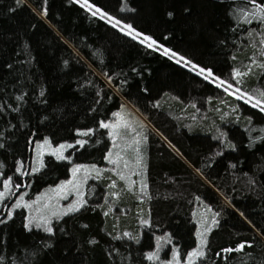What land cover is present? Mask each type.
Wrapping results in <instances>:
<instances>
[{"label":"trees","instance_id":"16d2710c","mask_svg":"<svg viewBox=\"0 0 264 264\" xmlns=\"http://www.w3.org/2000/svg\"><path fill=\"white\" fill-rule=\"evenodd\" d=\"M87 1L104 17L78 0H0V189L10 178L35 196L70 175L71 162L51 155L31 172L37 140L73 142L71 160L99 165L88 201L54 220L52 233L25 228L23 208L7 219L2 204L0 264H163L196 246L199 204L216 224L193 264H264V111L252 106L264 101V22L239 12L252 4ZM123 25L176 56L125 35ZM121 106L148 123L132 113L142 152L133 183L118 165L106 167L112 136L100 124ZM241 243L251 246L224 251Z\"/></svg>","mask_w":264,"mask_h":264},{"label":"rangeland","instance_id":"374dc122","mask_svg":"<svg viewBox=\"0 0 264 264\" xmlns=\"http://www.w3.org/2000/svg\"><path fill=\"white\" fill-rule=\"evenodd\" d=\"M78 2L82 5L84 3V0H78ZM87 4L90 5L88 1ZM85 8L93 12V7L89 9L87 6H85ZM144 36L148 35L141 34L140 37L137 38V40L141 41ZM151 40L153 39L151 38ZM143 44L147 45V42ZM151 48H154L163 54L164 49H168L167 47L159 45L157 43ZM167 55L171 56L170 53ZM204 70L209 71L207 69ZM132 113L135 114L136 117L147 123L142 115L138 113V111H136L134 108H128L127 106H121L116 113L119 114L118 116L115 115L110 120H106L103 122L108 124H116L117 122H119L121 125L115 130V136L113 137V135H111L112 140L106 153V160L108 162L106 163V167L112 168L113 164L118 165L121 176L123 178L125 177L126 180L131 183L134 182L133 178L136 177V174L133 175L134 170L137 173V177H141V171L140 168H138L139 166H137V160L142 161L141 141L137 136V122L135 120L136 118H132L134 117ZM109 132L112 133L113 129L109 128ZM45 141H47V144L45 143ZM137 141L139 143H137ZM61 145L65 146L62 149V155L64 159L71 162L70 175L67 178L62 179L53 185L47 186L43 190H40V192H38L35 196H28L27 192L29 190L27 189L17 191V189L13 187L3 199H0V206L2 204H6L9 207L7 212H9V210H12V214L14 210L17 209L14 208V205L19 202L22 205V207L20 208H23L25 210V223L29 224V222L31 221L30 228L36 227L35 225L37 223L43 225V220L47 219L50 222L49 226L53 230L54 220L66 215L64 213L67 212V209L70 205L78 204L79 201H83L84 206V204L88 201L87 183L92 178V174L99 170V165L85 161L71 160L73 154L72 152L70 153L69 150L75 145L73 142H60L54 144L47 138L35 141L32 147L31 172H36V169H42V167L44 166L45 156L51 155L57 158L56 155H53V152L55 149L60 148ZM68 145H71V147H68ZM134 154L135 156H137L135 163L133 162L131 157ZM109 159L117 161V163H110ZM74 169H79V171L75 172L74 174ZM9 179L10 178L4 179L0 192L4 191V182L8 181ZM95 192L96 189L92 188L90 194L93 195L95 194ZM23 205H29L30 207H25ZM198 207L199 211H197L196 216L197 221L200 222V224L198 225L197 222L198 226L196 231V246L184 256H181L178 251H173L171 256L169 255L170 258L166 259L163 264H189V254L198 249V246L201 242V233H204V231L208 227L213 225L210 221V215L208 213L211 212V208L208 205L202 207L201 204H199ZM201 207L202 211L200 210ZM53 212L57 213V215H53ZM69 213L72 212H68L67 214ZM201 229L202 232H200ZM196 259L197 257L195 256L191 257L192 264Z\"/></svg>","mask_w":264,"mask_h":264},{"label":"snow or ice","instance_id":"6c2138e0","mask_svg":"<svg viewBox=\"0 0 264 264\" xmlns=\"http://www.w3.org/2000/svg\"><path fill=\"white\" fill-rule=\"evenodd\" d=\"M248 3H251L252 4V8L251 9H240L239 12H241L243 14V17H244V22H247V23H251L252 20H260L261 22H264V6H262L261 4H258L256 3V0H248ZM82 7H85L87 6L89 9L92 7L91 5H88L87 4V0H84V3L81 5ZM97 13H100L101 15V18L104 17V13L100 12V9H96L95 11L92 12V15H96ZM169 15H171V13H169ZM109 21H111L113 18L112 17H108ZM120 21L119 20H116L115 22H113L112 26L113 27H118L120 26ZM125 35H130L132 37V39H137L138 37H140V33L136 32L131 25H123L121 30H125ZM141 43H145L147 42V47H153V45L156 44L155 41L151 40L150 37L148 36H144L143 39L140 41ZM164 54H169V50L168 49H164ZM171 56H176L175 53H171ZM183 60L185 64H188L190 63L189 61L187 60H184L183 57H180L179 59H177V63H180V61ZM197 66L195 64H192V68L195 69ZM260 67H264V64L260 65ZM204 69H200V72L198 74H203L204 73ZM212 73L211 72H208L207 75L205 76V79H207L209 76H211ZM240 75H243L242 73L240 72H236L234 73V76H240ZM225 82L224 81H220L218 84H217V87H220L224 84ZM232 85L229 84L226 88H225V91H228L229 88H231ZM239 91V90H237ZM41 95H43V93H41ZM261 96L264 97V93H261ZM238 99L241 98V97H237ZM17 100H22L23 97H20V96H17L16 97ZM253 100V97L252 96H248L247 97V100L245 101L246 103L249 102V101H252ZM253 107H259L261 111H264V101H262L261 99H255V102L252 104ZM117 116L119 114H116ZM121 125L119 122H117L116 124H108V123H101L100 124V127L101 128H111L113 129V132L110 133V135H113V137L115 136V130L117 128H119ZM126 126V125H125ZM81 135H88V133H81ZM45 143L47 144V141H45ZM77 143L81 144V146H83V144L85 143L84 141H78ZM137 143H139L137 141ZM0 147H3L2 144H0ZM65 146L64 145H61L60 148L58 149H55L54 152H53V155H56L57 159H64L63 155H62V149L64 148ZM68 147H71V145H68ZM109 162L110 163H117V161H114V160H111L109 159ZM141 164V160H137V166H139ZM2 166V165H0ZM37 171L39 169H36ZM79 171V169H74L73 170V173L75 174V172ZM123 178V177H121ZM18 187V186H17ZM64 187V186H62ZM147 189V184L146 182H141V191H146ZM11 190V183H10V179L8 181H5L4 182V191L0 192V199H3L7 193ZM25 207H30L29 205H23ZM83 206V201H79L78 204H73V205H70L67 209V212L64 213V214H67L68 212H76V211H79V208ZM22 207V205L17 202L15 205H14V208H20ZM107 214V213H106ZM53 215H57V213L53 212ZM12 218V210H9L8 212V215H7V219H11ZM7 221L6 220H2L0 219V224H3V223H6ZM49 220L47 219H44L43 220V225H41L40 223H37L35 226L37 228H40L41 226H43V230L47 233H52V228L49 226ZM144 223H147L146 221H144ZM212 224L215 225L216 224V220L215 218H213L212 220ZM30 225H31V221L29 222V224H26L25 225V228H30ZM206 231H211V227L207 228ZM125 236H129L130 234L128 233H125L124 234ZM206 243V240L204 239V233H201V242H200V246L198 247L197 250L193 251L192 253L189 254V264H192V260H191V257L195 256V257H203L205 255L204 251H203V245ZM246 246H251V245H246L245 243H241L240 245H238L235 249H225L224 251L226 252H240L242 251ZM149 260H152L154 258H157L156 257V254H149L148 257H147Z\"/></svg>","mask_w":264,"mask_h":264}]
</instances>
